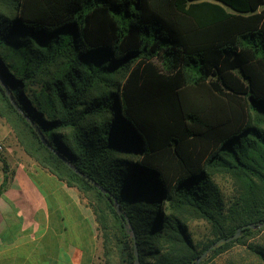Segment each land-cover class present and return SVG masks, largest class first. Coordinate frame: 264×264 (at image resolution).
<instances>
[{"label":"trees","instance_id":"obj_1","mask_svg":"<svg viewBox=\"0 0 264 264\" xmlns=\"http://www.w3.org/2000/svg\"><path fill=\"white\" fill-rule=\"evenodd\" d=\"M1 79L52 149L0 82L19 145L88 200L99 264H193L264 221V0H0ZM219 176L238 187L228 204Z\"/></svg>","mask_w":264,"mask_h":264},{"label":"crops","instance_id":"obj_2","mask_svg":"<svg viewBox=\"0 0 264 264\" xmlns=\"http://www.w3.org/2000/svg\"><path fill=\"white\" fill-rule=\"evenodd\" d=\"M0 144V264H93L102 246L86 197L33 160L2 118Z\"/></svg>","mask_w":264,"mask_h":264},{"label":"rangeland","instance_id":"obj_3","mask_svg":"<svg viewBox=\"0 0 264 264\" xmlns=\"http://www.w3.org/2000/svg\"><path fill=\"white\" fill-rule=\"evenodd\" d=\"M2 117H0L1 119ZM4 119V118H2ZM5 120V119H4ZM9 125V124H8ZM11 128V127H10ZM14 133V132H13ZM15 135V134H14ZM16 137V136H15ZM17 139V138H16ZM18 142V141H17ZM2 145V144H0ZM217 180L220 184L222 194L226 204L230 203V199L238 198V187L234 184L233 180L229 176H219ZM88 201V200H87ZM97 225V223H96ZM190 229L193 233V237L196 241H204L207 238L212 237V229L208 222L204 220H196L191 223ZM98 231V228H97ZM98 238L101 240L99 231ZM259 242H264V230L258 233L254 238L250 239L247 245L235 244L230 247L226 252L216 256L215 258L209 259L205 264H231L235 261H243L245 264L248 262L250 264H262L256 260L253 256V251L250 248V244L253 245ZM102 255V251H101ZM101 255L96 258L93 264H99L101 261ZM207 256V255H206Z\"/></svg>","mask_w":264,"mask_h":264},{"label":"water","instance_id":"obj_4","mask_svg":"<svg viewBox=\"0 0 264 264\" xmlns=\"http://www.w3.org/2000/svg\"><path fill=\"white\" fill-rule=\"evenodd\" d=\"M0 82H1L2 85H4V86L6 87V92H7L8 96H9V98L11 99V101L13 102L14 106L16 107V109H17L18 111H20L21 113L24 114L23 109L21 108L20 105H18V104L14 101V99H13V97H12V94H11V91L7 88V86L4 84V82H3L2 79L0 80ZM24 115H25V114H24ZM25 117H26L27 120L30 121V123L33 125L34 129H35L36 132L39 134V137L41 138L42 142H43L44 144H46L48 147H50V148L52 149V146L50 145L49 141L47 140V138L45 137L44 133L41 131V129L39 128V126H38L37 124H35V123H34V122H33L28 116L25 115ZM59 156L61 157V159H62V160H63V161L69 166V167L73 168L74 170H77V167H76L74 164H72V163H71L66 157H64V156L61 155V154H59ZM77 171H78V170H77ZM78 173H79L80 175L86 177L87 179H89V180L91 181V183H93L96 187H98L102 192L107 193V189L104 188L102 185L98 184L94 179H92L91 177H89L88 175H86L85 173H83V172H81V171H78ZM115 203H116V207H117L118 212H119L120 214H123V210H122V208L120 207L119 202H118L117 199H115ZM261 226H264V221L259 222V223L243 224V225L239 226V227L237 228L236 232H235L233 235H230V236H228V237H221V238H219L218 240H216L215 242H213L207 250H205L201 255H199V256L196 258V260H195V262H194L193 264H200L201 260H202L204 257H206V255L209 253V251H210L213 247L219 245L220 243H223V242H226V241H231V240L236 239L237 237H239V236L242 234L244 228H247V227H253V228H256V227H261ZM132 234H134V233L132 232ZM135 252H136V254H137V256H138V250H137V247H136V246H135ZM137 263H138V258H137V260H136V264H137Z\"/></svg>","mask_w":264,"mask_h":264},{"label":"built area","instance_id":"obj_5","mask_svg":"<svg viewBox=\"0 0 264 264\" xmlns=\"http://www.w3.org/2000/svg\"><path fill=\"white\" fill-rule=\"evenodd\" d=\"M0 149H2V145H0Z\"/></svg>","mask_w":264,"mask_h":264}]
</instances>
